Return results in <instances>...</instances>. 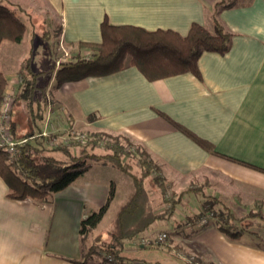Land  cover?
I'll use <instances>...</instances> for the list:
<instances>
[{
    "label": "crops",
    "instance_id": "1",
    "mask_svg": "<svg viewBox=\"0 0 264 264\" xmlns=\"http://www.w3.org/2000/svg\"><path fill=\"white\" fill-rule=\"evenodd\" d=\"M43 1L56 18L59 44L70 52L68 58L56 59L53 72L63 59L72 60L78 52L77 44L99 43L104 22L149 31L169 29L181 35H186L194 23L213 33L215 13L230 38L225 52L201 53L198 75L186 72L149 81L136 67L126 66L108 75L89 76L58 86L55 74L52 84H47L43 75L41 84L50 87L52 100L45 96L43 117L37 119L41 125L36 123L35 129L26 102L21 100L13 106L19 137L38 129L50 132L48 128L60 115L64 129L76 126L128 136L146 148L166 180L191 176L193 184L203 185L205 192L224 206L226 199L236 201L233 209L228 207L233 213L236 208H250L255 202L264 210V172L227 159L264 169V0H227L225 4L231 5L219 8L215 6L219 0ZM4 56L0 55V71L11 85L6 93H16L19 83L14 74L26 57H18L11 70L5 67ZM50 107L54 111L50 112ZM160 113L210 142L225 157L206 152ZM55 153L52 152L63 158L61 153ZM95 163L44 203L8 197L7 185L0 176V264H77L72 260H82L80 220L95 204H104L106 189L97 203L95 187L89 189L75 183L84 181ZM145 185L151 192L150 199L157 200L155 187L147 182ZM133 191L132 180L127 199ZM91 199L94 201L89 204ZM198 226L176 224L163 246L168 251L181 250L206 264H264V248L250 236L248 241L241 239L244 235L230 240L212 225ZM138 237L133 245L145 247L135 242ZM124 251L126 260H133ZM85 264L97 261L88 260Z\"/></svg>",
    "mask_w": 264,
    "mask_h": 264
},
{
    "label": "trees",
    "instance_id": "2",
    "mask_svg": "<svg viewBox=\"0 0 264 264\" xmlns=\"http://www.w3.org/2000/svg\"><path fill=\"white\" fill-rule=\"evenodd\" d=\"M227 0H219L215 6H224ZM231 5L225 4V6ZM20 4L10 0H0V42L20 43L26 22L19 14L24 13ZM214 32H208L198 24H192L186 35L173 30H145L134 26H113L104 22L101 24V41L99 43L77 44V54L72 60L62 63L55 73L57 86L64 82L77 81L89 76H104L123 69L126 66L136 67L149 81H155L174 75L190 72L198 75L197 60L202 52L215 51L223 53L228 49L230 35L220 26L213 14ZM31 26L30 37L35 34V26ZM45 31V32H44ZM41 34L46 39V30ZM59 33V32H58ZM48 34V33H47ZM85 52V54H83ZM18 90L11 94L10 122L8 129L14 141L25 140L15 145L14 152L8 153L0 148V176L7 185V195L13 199H31L44 203L50 197L65 189L70 183L84 174L92 163H110L133 180L134 191L118 210L113 228L107 231L106 238L97 233L88 242V236L104 216L109 202L114 195L113 188L109 191L106 202L98 209L90 211L79 223L78 234L84 253L82 260H72L77 264H85L95 255L97 264H104L105 257L110 256L114 264H130L138 260H126L124 242L127 238L137 237L155 220H169L175 207L181 202L183 195L198 193L202 201L198 213L187 216L184 222L198 227L214 226L230 240L240 239L245 233L256 241L257 246L264 248V214L263 207L255 202L254 206L237 217L228 207L216 197L208 194L203 185L192 184L178 194L169 193L172 182L166 180L160 173V167L151 159L144 146L134 143L123 134H108L98 131L85 132L84 138L70 140V145L54 142L56 146L47 147L40 129L26 132L18 136L16 124L12 117L13 106L19 101H25L31 114V123L35 129L36 120L44 114L46 85L41 84L44 72L32 70L30 59L26 57L17 70ZM7 79L0 71V107L6 97ZM166 119V115L160 113ZM92 116H89L90 120ZM170 120V119H169ZM172 125L191 139L206 152L225 157L215 151L214 146L198 137L196 134L170 120ZM74 149V150H73ZM101 149L102 151H99ZM51 152H59L63 158L54 156ZM259 171L247 163L228 158ZM132 160H135L138 172L132 171ZM150 183L158 191L157 200L150 199ZM202 216L207 221L199 224ZM252 222H245V219ZM181 223V224H182ZM252 227H261V231H252ZM166 239L159 245H165ZM134 238V239H135ZM139 239V238H138ZM145 246V245H144ZM143 264L142 261H139Z\"/></svg>",
    "mask_w": 264,
    "mask_h": 264
},
{
    "label": "rangeland",
    "instance_id": "3",
    "mask_svg": "<svg viewBox=\"0 0 264 264\" xmlns=\"http://www.w3.org/2000/svg\"><path fill=\"white\" fill-rule=\"evenodd\" d=\"M10 1L20 4L23 7V10L25 11L24 13L29 14L28 15L29 18L28 21H26L27 16L25 14H19L20 18L23 19L27 25V30H25L24 36L20 43L17 44L8 41L2 42L1 45L2 47H0V55L1 54L5 55L4 56L5 67L7 69L10 68L12 70L15 67V63L17 62L18 57L19 58L29 57L30 66L32 70L44 72L45 82L47 84H52V81H54V74L58 70L57 68L55 72H53L54 71L53 67L56 64L55 62L56 59L58 57L68 58L70 54L67 48L59 44L58 41L59 33H58V26L55 16L49 13L47 6L43 0H10ZM43 20H47L48 23L42 22ZM29 23L35 24V26H37L33 37H30L31 26ZM44 28H46L45 30L48 33V34L46 33L47 36L46 39L41 38V34L43 33ZM65 62L66 60L63 59L62 63ZM17 74L18 73L14 75H16V78L18 79ZM10 86L11 85L8 84L7 89L8 88L11 89ZM49 89L50 87H48V89L45 88L44 97L48 96V98L52 100V98L50 97ZM6 94L11 99V94L13 93L11 91H8V93ZM50 110H51L50 112L54 111L53 107H50ZM56 117H57L56 121L52 122V125H50V128H48V131H53V134L49 135L48 133H46L47 135L42 136V138L44 139L46 138L44 140L45 141L44 144L47 147L49 146L53 148L54 146H56L54 142L57 141L64 143V145L68 144L69 146L70 145L72 146V144H70V140H76V136L81 138L80 137L81 134L85 135V132H88L86 130H81L79 127L76 126L71 127L69 129H64L61 127V121H62L61 116L57 115ZM35 122L41 125V120L40 122H37V120ZM55 136L57 138V141H51L52 138ZM73 147L75 148V146H72L71 148ZM99 151L102 150L99 149ZM132 164H133L132 171L137 173L138 167L135 163V160H132ZM88 174L89 175L83 177L84 181H77L75 184L80 187L88 186L89 189L95 187V189H97L96 190L97 195L94 200L97 201V203L100 202L104 188L106 189V193L102 203L106 202L109 191L112 190V188L114 191V195L109 202V206L102 220L98 223L96 228L91 231L90 236H88L89 237L88 242H90L92 237L97 233H101L102 237L106 238L107 231L113 228V224L111 221L114 215L116 214L120 205L127 199L128 195L132 191V178L128 174L119 171L115 167H112L109 164L103 165L102 163H95L93 169ZM190 179L191 176L185 177L184 179L178 177L175 179V181H171L172 187L169 190L170 191L169 193L172 192L174 194H178L182 190H185L187 187L193 184V181ZM199 180L200 178L196 179V181L202 182ZM202 198H203L202 195L198 194L197 192L183 195L181 202L176 205L174 213L172 214V217L169 218V220L166 221L155 220L148 226L147 229H145L142 233L138 235L144 237H152L153 235H155L156 233L162 230L172 232L176 224L179 223L181 224L182 221H184L187 216L190 217L193 214L194 209L200 207ZM94 200L91 199V201H89V204H91V202ZM224 203L230 209L231 208L233 209L234 205L237 204L236 201L234 203L233 199L231 198L226 199ZM96 205L97 204H95V206H93V208L91 209L96 210L101 206V204H98V206ZM248 210H249L248 207L245 208L242 206L241 208H236L234 210L235 211L234 213L236 214L237 217H243L242 215L246 213ZM263 214H264V210H263ZM245 222H252V219L246 218L244 220V223ZM262 227H264V223L262 224ZM262 229L261 227H252L250 230L260 232ZM134 238L135 237L127 238L124 242L125 244L124 252L127 253L128 257H130L133 260H140L144 264H186L185 262H187L180 254V252H183L181 250L168 251L163 245L159 247L145 246L143 248H140L136 245H133ZM241 239L246 241L250 240L249 236L246 233L244 237H242ZM135 242L138 243L139 240ZM91 260L98 261V258L97 256L94 255Z\"/></svg>",
    "mask_w": 264,
    "mask_h": 264
},
{
    "label": "built area",
    "instance_id": "4",
    "mask_svg": "<svg viewBox=\"0 0 264 264\" xmlns=\"http://www.w3.org/2000/svg\"><path fill=\"white\" fill-rule=\"evenodd\" d=\"M10 109H11V99L9 96L6 94V97L4 98L1 107H0V148L3 150L7 151L8 153H13L15 150V145L16 144H21L25 140H20V141H14L11 138L9 129H8V124L10 122ZM49 135L53 134V131L48 132ZM41 136L47 135L46 132H42L40 134ZM84 134H81L80 137L84 138ZM49 137V136H48ZM76 138H79L76 136ZM51 141H57L56 136L52 138ZM198 213V212H197ZM207 221L206 216H202L199 220V224H204ZM190 225L189 223H186ZM167 237V232L165 230L159 231L152 237H144V236H139V242L138 244L145 245V246H150V245H159L161 244ZM182 257L187 260L190 264H206L198 259H196L194 256H190L188 254H185L184 252H180ZM106 262L104 264H114L112 258L110 256L105 257ZM130 264H141L139 261H133Z\"/></svg>",
    "mask_w": 264,
    "mask_h": 264
}]
</instances>
